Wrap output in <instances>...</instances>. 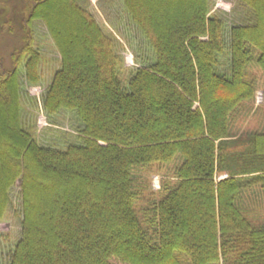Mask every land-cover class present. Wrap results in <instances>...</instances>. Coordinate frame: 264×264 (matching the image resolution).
<instances>
[{
	"label": "trees",
	"instance_id": "16d2710c",
	"mask_svg": "<svg viewBox=\"0 0 264 264\" xmlns=\"http://www.w3.org/2000/svg\"><path fill=\"white\" fill-rule=\"evenodd\" d=\"M33 1L24 30L42 22L61 55L44 111L72 112L82 127L66 150L42 146L23 126L17 70L0 79V221L18 182L23 207L10 264H264V224L244 209L245 193L264 188V132L232 134L257 93L248 68L264 72V0H238L250 17L229 45L209 0H124L155 57L128 79L78 0ZM56 3L70 10V37ZM25 45L36 84L39 56ZM227 51L229 75L218 70ZM172 163L174 181L142 222L138 172Z\"/></svg>",
	"mask_w": 264,
	"mask_h": 264
},
{
	"label": "rangeland",
	"instance_id": "374dc122",
	"mask_svg": "<svg viewBox=\"0 0 264 264\" xmlns=\"http://www.w3.org/2000/svg\"><path fill=\"white\" fill-rule=\"evenodd\" d=\"M78 2L94 17L103 33L112 40L115 53L120 61L121 59L123 61L119 66L124 79H128L138 68L149 66L154 62V52L132 21L124 0H78ZM209 2L211 16L221 17L225 21L226 42L229 45L231 28L245 23L250 17V11L241 7L238 0H209ZM33 4V0H0V79H9V74L17 70L24 128L30 131L42 146L66 150L69 145L78 142L76 133L82 124L72 112L64 111L49 118L44 111L43 97L52 84L55 74L61 69V55L42 22L34 21L28 31L24 30ZM55 8L61 18L65 34L70 37L72 34L70 30L72 26L69 24L70 10L57 3ZM25 42L32 44L33 50L39 56V82L36 84H31L27 80L25 53V56H22ZM74 42L78 46H83L81 41ZM218 70L221 74L229 75L230 51L221 57ZM247 78L256 81L257 93L253 101L244 104L234 120L232 134L235 139L253 132H264V72L252 64L248 68ZM174 167L173 163L153 165L138 172L143 195L136 208L142 222L145 221L144 210L161 198V190L165 182L174 181ZM217 176L218 180L226 178L223 173ZM10 196V206L0 221L1 264L11 263L12 254L21 239L23 207L19 182L12 189ZM244 197V209L249 219L264 224L262 185H256L247 191Z\"/></svg>",
	"mask_w": 264,
	"mask_h": 264
},
{
	"label": "flooded vegetation",
	"instance_id": "af4514ba",
	"mask_svg": "<svg viewBox=\"0 0 264 264\" xmlns=\"http://www.w3.org/2000/svg\"><path fill=\"white\" fill-rule=\"evenodd\" d=\"M10 9L12 10V7Z\"/></svg>",
	"mask_w": 264,
	"mask_h": 264
}]
</instances>
